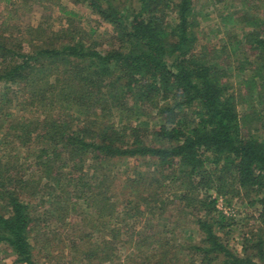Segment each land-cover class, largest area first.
Listing matches in <instances>:
<instances>
[{
  "label": "trees",
  "instance_id": "1",
  "mask_svg": "<svg viewBox=\"0 0 264 264\" xmlns=\"http://www.w3.org/2000/svg\"><path fill=\"white\" fill-rule=\"evenodd\" d=\"M44 1L0 0V252L11 264H51L55 248L68 264H264V119L256 130L238 109L245 97L264 108V0H241L224 17L236 41L212 46L195 0H72L112 27L108 49L61 5L64 26L18 22ZM240 43L234 72L215 53ZM241 189L252 226L217 208ZM191 218L195 234H181Z\"/></svg>",
  "mask_w": 264,
  "mask_h": 264
},
{
  "label": "rangeland",
  "instance_id": "2",
  "mask_svg": "<svg viewBox=\"0 0 264 264\" xmlns=\"http://www.w3.org/2000/svg\"><path fill=\"white\" fill-rule=\"evenodd\" d=\"M240 1L241 0H195V17L198 22V32H200V37L202 38L201 43L203 45L212 46V44L216 42H232L233 44L236 41L235 37L239 31L235 30L234 27L231 30L230 35H227L226 33L227 29L230 27V23L224 19V17L231 12H238V14H240L239 11L243 9ZM244 2L250 7L254 0H246ZM59 5L63 6L66 10H71L77 13L78 17H76L72 22L75 29L83 30L87 36H90V40H93L95 43H97L98 48L108 49L116 44V38L114 36V30L112 27L93 14L86 4L73 3L72 0H46L42 2V5L36 4L31 12L24 15L21 14V18L18 22L20 23L22 21L24 24L28 23L31 25H41L42 29L44 28L47 30L52 29V27L55 29L61 26V23L65 19L64 15L62 14V10H59ZM64 25L66 24H63L62 26ZM245 53L246 49L240 43L239 53L237 54H234L233 51L228 48L224 51L215 53V55L217 54L216 57H218L220 60L231 62L235 72L238 63L237 58H242L244 56L243 54ZM226 54H228L230 57H227ZM231 80L233 81L234 92L245 97L247 94V88L240 83V76L235 75L231 78ZM244 102H246L244 106L242 104H238V109L242 113L245 111L251 112L249 113V120L247 121L246 125L248 126L249 124V126L258 130L260 124L262 123V119H264V108H262L261 105L257 103V100H250L245 97ZM258 115L262 116V119H259ZM127 164L130 166V168L137 166V162L133 159H130ZM138 167H140L139 171L146 169V165L143 161L139 163ZM123 169L126 171L125 166H123ZM213 195L215 194L213 193ZM249 197L250 196L245 193V190L241 189L236 197L231 198V204L229 205H227L222 198H218L217 208L221 209L225 214H229L231 210L234 211L236 219L244 218L243 223H248L249 226H252L255 222L250 216L255 213L256 209L250 204L252 198ZM168 213L171 216H174L175 212L170 210ZM189 221L190 222H188L187 226L185 223V227L183 228L184 232H181V234L185 235L186 233L187 235L189 232H191L192 235L195 234L193 232L194 229H192V218L189 219ZM237 229L238 226H236V228L232 231V234L229 235L228 241L231 246L240 251V228L238 230ZM179 230L180 229H177V231ZM64 233V238L70 236L71 230L66 229L64 230ZM38 255L41 257V255L47 254L45 251H41V253ZM50 255H48L47 258L50 260L52 259L51 264H68L69 258L71 256L67 250H63L61 248H55L52 250ZM53 256L56 258H52ZM11 260L12 256L7 255L5 252H0V264H11ZM40 260H42V258ZM41 262L42 264H47V259H44Z\"/></svg>",
  "mask_w": 264,
  "mask_h": 264
}]
</instances>
